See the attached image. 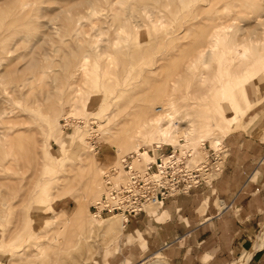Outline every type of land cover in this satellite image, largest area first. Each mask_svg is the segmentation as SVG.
Segmentation results:
<instances>
[{"label": "rangeland", "instance_id": "obj_1", "mask_svg": "<svg viewBox=\"0 0 264 264\" xmlns=\"http://www.w3.org/2000/svg\"><path fill=\"white\" fill-rule=\"evenodd\" d=\"M259 2L264 7V0ZM259 2L0 0V264H68L78 257L79 262L69 264H92L94 259L114 253L123 231L106 230L103 225L112 217H123L98 219L92 215V205L104 194L103 171L118 162L121 168V161L134 153L132 149L117 153L112 144L122 133L133 130L139 106L151 92L171 90L176 99L183 97L179 108L210 103L212 93L216 104L208 115L210 124L221 129L216 134L218 142L185 144L189 121L180 112L171 135L176 142L163 144L168 146L162 150L169 145L190 147L198 161L207 158L209 147L210 157L213 152L218 154L215 166L219 170L211 168L210 184L199 188H212L231 155L226 145L233 136L247 140L241 148L250 157L258 159L264 154L256 144L264 143V87L258 94L253 87L256 83L264 86V50H260L264 48V11L263 22H258ZM214 23L230 34L241 28L238 34L247 32L244 39L253 40H247L252 62L244 67L229 66L223 85L215 86L217 90L210 89V73L215 68L210 69V49L203 48ZM203 54L206 61L195 59ZM202 72L205 84L200 83ZM61 99L69 102L52 123L49 106ZM160 105L157 101L154 107ZM221 106L224 110L230 106L237 118L224 122ZM68 119L84 124H68ZM112 132L120 136L113 138ZM139 149L152 151L149 145ZM153 152L156 159L159 154ZM91 156L96 163L88 162V167L99 173L100 194L84 202L87 227L73 220L65 227L62 219H73L80 204L68 194L81 185L78 164ZM147 161L149 158L133 163L143 169ZM125 179L121 169L116 181ZM149 206L147 210L152 212L162 205ZM44 219L53 225L36 221ZM90 220L100 226L91 230ZM55 237L57 244H66L63 251L41 253L35 246ZM21 253L26 254L24 258Z\"/></svg>", "mask_w": 264, "mask_h": 264}, {"label": "crops", "instance_id": "obj_2", "mask_svg": "<svg viewBox=\"0 0 264 264\" xmlns=\"http://www.w3.org/2000/svg\"><path fill=\"white\" fill-rule=\"evenodd\" d=\"M253 87L258 94L264 86ZM242 143L247 140H228L231 155L211 189H193L164 200L152 212L146 207L135 217L126 215L117 249L92 264H139L144 259L143 264L157 259L165 264H233L251 251L264 227V154L250 157ZM256 144L264 149V143ZM248 264H264V247Z\"/></svg>", "mask_w": 264, "mask_h": 264}, {"label": "bare ground", "instance_id": "obj_3", "mask_svg": "<svg viewBox=\"0 0 264 264\" xmlns=\"http://www.w3.org/2000/svg\"><path fill=\"white\" fill-rule=\"evenodd\" d=\"M152 1V0H151ZM259 2V0H258ZM259 13L256 14V19H258V22H263L261 20L262 18V12L264 11L263 4L261 5L259 2ZM80 19V18H79ZM218 19V18H217ZM214 20V19H213ZM263 25V24H262ZM240 27V26H239ZM228 28V27H227ZM226 28V29H227ZM262 29V27H261ZM224 27L222 25L218 24H212L210 25V39L205 43L203 48L210 49V69L215 68L213 73H210V89L215 86L223 85L224 80V74L229 73L230 67L232 64L233 66H245L246 64H249L252 62V56L250 55L251 49H250V41L252 43V39H244L245 34L242 32V35H239L241 32V28L234 29L232 34H230L228 31H224ZM240 30V31H239ZM256 30V29H255ZM239 31V32H238ZM262 31V30H261ZM264 31V29H263ZM262 31V32H263ZM239 33V34H238ZM255 33V32H254ZM253 33V34H254ZM263 34V33H262ZM250 35V33H249ZM248 35V36H249ZM240 36H243L242 38H239ZM251 36V35H250ZM249 36V37H250ZM256 39V38H255ZM254 39V40H255ZM259 39V38H258ZM247 40L249 43H247ZM259 42V41H258ZM262 41L260 40V43ZM260 50H264L260 49ZM200 59L206 61V57L203 54L200 57H196L195 59ZM31 60V59H30ZM67 64V63H66ZM68 65V64H67ZM70 66V65H69ZM204 73H201V79L200 83L205 84L207 80L203 77ZM217 90V89H215ZM213 90V93L215 92ZM221 91V90H219ZM243 93L246 96V90L245 88L242 89ZM206 95V94H204ZM227 96V95H226ZM183 97H178L176 99L174 93L172 91L165 89L158 90L157 92H151L148 97L142 100V103L139 106V112H138V120L134 124V128L131 131H127L126 133L116 134L114 132L111 133V137L117 138V136H120L118 141L115 144H112L113 148L116 150V152L121 153L124 150L132 149L134 153L131 155L133 157L131 164L138 172H144L147 168V165L149 163L154 162L156 159H154V154L151 155L147 151H141L139 147H143L144 145H149L152 149V151H155L159 154V148L160 150H163V144H170L176 142V139L173 138V126H174V119L175 116L180 113L184 112L186 117L188 118V126L185 128L184 132V143L187 145L197 144V142L200 144L202 142H205L207 140L212 141V143L218 142V140L215 141L216 134L219 132L221 133V129L217 127L215 124H210V116L208 115V112L212 111L211 105L216 104L213 100L212 93H210V103L203 104L201 102H198V105H192L188 104L182 107H178V101H182ZM195 99L199 100L200 97H195ZM71 100V99H70ZM89 101V100H87ZM158 101L160 107H154V104ZM69 100L66 101L65 99L59 100L57 103L54 101L49 107H50V118L52 119V123L56 122L58 120V117H60V113L62 112L64 105L68 104ZM90 102V101H89ZM222 107V117L224 118V122L229 119H236L237 116H234V111H236V107H233L234 111L232 109L227 108L224 110V106ZM83 110L86 108V101H83L82 103ZM215 109L219 108V106L215 105ZM159 109V110H158ZM183 109V110H182ZM73 112V110H71ZM158 115H157V114ZM196 115V119L193 120L192 116ZM187 121V120H186ZM230 128V125H228ZM221 127V125H219ZM232 129H230L231 131ZM229 131V132H230ZM218 134V135H219ZM227 133L223 134L221 138H223ZM214 140V141H213ZM208 141V142H209ZM182 144V143H181ZM205 144V143H204ZM162 145V147H161ZM169 145V146H170ZM175 150L180 149L181 151L185 148H188L190 151L194 152L193 148L190 147H182L177 148V145L171 146ZM145 149V148H144ZM143 149V150H144ZM199 152V151H198ZM162 154L160 153L159 156ZM196 155V153H195ZM197 156V155H196ZM164 157V156H163ZM162 157V158H163ZM143 158L148 159L143 167V169H138L137 166L133 163L135 160L139 161ZM198 160V159H197ZM221 160V158H220ZM219 160V161H220ZM88 162L92 163L93 165L96 163L95 157L91 156L89 158H82L81 162L78 164L79 171H78V178L81 179V185L77 187V189L74 192H68L73 198H75L79 204V208L75 213V216L73 219H70L69 217H64L62 219V225L65 227L73 220L74 222L78 223L82 228L87 227L86 222L84 221L86 218L84 217L85 210L87 209L84 202L88 200H92L99 196L100 194V176L97 170L95 168L88 167ZM218 163V162H217ZM222 163V161H221ZM220 163V164H221ZM117 165H120V162H118ZM116 165V166H117ZM222 165V164H221ZM220 165V166H221ZM88 167V168H87ZM222 167V166H221ZM85 168L87 169L85 171ZM215 170V169H214ZM219 170V169H218ZM216 171V170H215ZM221 172V171H220ZM104 173V171H103ZM211 173V172H210ZM215 174V173H214ZM218 174V173H216ZM213 178V175L211 176ZM120 180H122V177L119 176ZM126 180V179H125ZM117 182V181H116ZM125 182V181H124ZM103 184V181H102ZM80 189V190H79ZM46 196H49V193L46 192ZM45 196V197H46ZM102 197V196H101ZM101 197L96 200L93 205H97L101 199ZM82 202V203H81ZM151 206V205H150ZM149 206V207H150ZM153 206V205H152ZM148 207V206H147ZM146 210V209H145ZM92 213V212H91ZM92 215L98 219H105L109 218L115 215H120L122 218H110L106 223L103 225L106 230L116 229L122 232L124 228V223L126 220V216L122 213H116L114 215L108 216V217H102L98 213H92ZM40 223H43L45 225H53V222L44 219V220H36ZM128 221H126L127 223ZM91 223V230L94 226H100V224L94 223V221L90 220ZM46 226V227H47ZM93 226V227H92ZM49 227V226H48ZM47 234V232L45 231ZM45 233H43V237H45ZM48 235V234H47ZM48 242H42L37 243L35 246L39 249H41V253H44L45 250L49 249H58L60 251H63L66 247V244H57L56 237L54 239H50ZM82 242V241H81ZM264 247V227L260 231V234L258 235V241L256 245L252 248L251 251L245 252L241 258L235 263V264H248L249 260L253 256V254L260 248ZM85 251V250H84ZM48 252V251H47ZM83 254V251L79 254L80 257ZM26 254L21 253V258H24ZM88 257V256H87ZM83 259V258H82ZM85 259V258H84ZM79 257L69 263H75L79 262ZM147 264H165L160 259L153 260L148 262Z\"/></svg>", "mask_w": 264, "mask_h": 264}, {"label": "built area", "instance_id": "obj_4", "mask_svg": "<svg viewBox=\"0 0 264 264\" xmlns=\"http://www.w3.org/2000/svg\"><path fill=\"white\" fill-rule=\"evenodd\" d=\"M68 122L84 124L82 120L68 119ZM206 147L205 144L204 149ZM207 151V158L198 161L195 153L188 148L181 151L169 146L166 151L160 150L162 155L149 163L143 173L131 164L132 156L125 157L121 161V168L113 165L104 170V194L97 205H92V210L102 217L116 213L135 217L144 212L148 205H162L168 198L210 184V171L211 168L218 170L215 165L219 156L213 152L210 157V147ZM148 152L154 154L151 150ZM121 169L126 181L119 183L116 177Z\"/></svg>", "mask_w": 264, "mask_h": 264}]
</instances>
